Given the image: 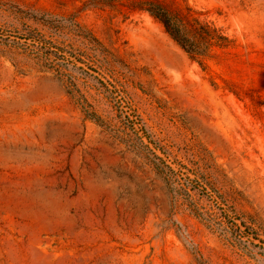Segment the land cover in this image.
Here are the masks:
<instances>
[{
    "label": "rangeland",
    "instance_id": "rangeland-1",
    "mask_svg": "<svg viewBox=\"0 0 264 264\" xmlns=\"http://www.w3.org/2000/svg\"><path fill=\"white\" fill-rule=\"evenodd\" d=\"M145 1L0 0V264H264V0H177L232 40L195 60ZM135 133L236 225L194 216Z\"/></svg>",
    "mask_w": 264,
    "mask_h": 264
},
{
    "label": "trees",
    "instance_id": "trees-1",
    "mask_svg": "<svg viewBox=\"0 0 264 264\" xmlns=\"http://www.w3.org/2000/svg\"><path fill=\"white\" fill-rule=\"evenodd\" d=\"M140 9L146 11L157 20L163 26L169 37L193 60L208 57L209 53L214 48L227 49L232 44V40L229 39L220 28L202 21L192 8L177 0H172L171 3L160 0H146L140 3ZM35 42L37 45H33V47L36 48L37 57L45 61L46 67L52 69L55 74L66 83L71 94L76 93L78 95L77 101L85 114L88 117H95V114L90 112V105L87 104L82 95L78 94L79 91L76 89L73 80L67 73L68 65L72 64V61L69 60L71 56H66L64 50L53 49L51 45L47 44L41 37L38 38V40L35 39ZM51 56H53V58H51ZM135 135L136 139H132L130 136L126 135V143L143 154L144 157L156 167L163 175L170 193L174 195V197H181L187 203L188 208L194 216L221 231H223V224L227 221L230 222V219L233 220L231 225H236L234 220L238 219L234 218V215H229L227 209H221L222 214L220 217L204 211L191 192H189L190 188H188V185L181 183V172L179 170L175 171L166 165L165 162L155 154L154 150L143 142L142 137H139L137 133H135ZM180 167L184 168L183 166ZM199 188L201 189V191L199 190L200 193L206 191L204 189L205 187L201 184L198 185V188L193 187L195 190ZM202 194L207 195L210 199L213 197L212 194L207 192ZM231 213L234 214L232 210ZM236 239L238 240V238ZM238 241L241 243L240 240Z\"/></svg>",
    "mask_w": 264,
    "mask_h": 264
}]
</instances>
